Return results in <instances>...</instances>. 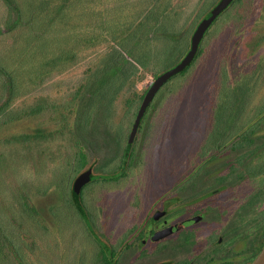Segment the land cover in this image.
<instances>
[{
    "label": "rangeland",
    "instance_id": "obj_1",
    "mask_svg": "<svg viewBox=\"0 0 264 264\" xmlns=\"http://www.w3.org/2000/svg\"><path fill=\"white\" fill-rule=\"evenodd\" d=\"M218 1L165 0L177 44L155 35L158 25L155 34H138L137 40L149 38L148 69L139 66L123 89L113 92L111 115H93L88 124L76 123L83 118L76 91L88 83L91 68L113 51V36L128 32L130 23L139 19L133 18L160 6L161 0H88L85 7L92 11L91 21L82 31L93 38L73 44L79 46L66 65L48 68L51 72L26 86L21 84L19 59L25 28L15 26L6 36L0 35V61L5 58L0 65L4 70V75L0 73V167L8 178L5 203H0V264H96L105 257L96 235L109 246L123 242L130 232L123 229L139 225L154 209L157 194L169 187L173 157L179 156L183 164L198 160L194 153L209 146L207 136L222 125L221 117L228 115L234 102L226 88L255 80L264 66V42L256 43L254 38L264 36V0H238L221 13L199 47L205 52L195 71L173 77L153 99L144 128L133 138L135 150L128 167L122 164L121 150L145 92L190 51L197 26ZM115 3L121 7L118 11L113 9ZM75 13L63 17L67 20ZM13 18L9 5L6 8L0 0L4 32ZM52 37H47L49 53ZM5 43L12 48L2 54ZM127 47L140 53L145 44L133 41ZM258 79L262 86L248 94L246 111H254L264 100V76ZM242 95L238 89L237 96ZM241 116L238 123L245 118ZM115 136L119 147L111 152L107 142ZM91 164L96 178L81 197L87 211L84 218L76 212L70 190Z\"/></svg>",
    "mask_w": 264,
    "mask_h": 264
},
{
    "label": "flooded vegetation",
    "instance_id": "obj_2",
    "mask_svg": "<svg viewBox=\"0 0 264 264\" xmlns=\"http://www.w3.org/2000/svg\"><path fill=\"white\" fill-rule=\"evenodd\" d=\"M220 1L213 5L211 10ZM254 38L256 43L264 42L262 35L256 34ZM260 45L256 44L255 47ZM147 111L139 124L140 130L146 124L144 120ZM241 117L239 114H228L220 119L219 115V122H222V125H218L220 130H212L207 136L209 146L194 153L198 156L196 162H194L196 158H193V162L188 160L183 164L179 156L173 157L171 183L157 194L154 209L139 225L123 229L130 230L123 242L110 244L112 258L108 257L99 243L105 257L97 260L96 264H252L254 262L264 247V174L262 173L261 188L259 178L255 180L249 176L243 178L242 174L244 169L264 170V113L254 118L255 121L262 120L261 129L247 132L240 129L233 132L232 128L237 125L231 123L237 122L242 119ZM143 122L144 125H141ZM131 132L132 130L121 150L122 164L127 167L135 150V145L132 144L136 142L135 139L130 138ZM112 140L107 144L111 152H116L119 147L118 140L116 136ZM95 155H98V152ZM94 166L95 164H91L83 171L91 170L92 177L83 187L80 201L85 187L95 181ZM117 178L111 177V179ZM73 184L70 197L76 209ZM76 212L79 214L77 209ZM85 214L84 218H87L86 210Z\"/></svg>",
    "mask_w": 264,
    "mask_h": 264
},
{
    "label": "trees",
    "instance_id": "obj_3",
    "mask_svg": "<svg viewBox=\"0 0 264 264\" xmlns=\"http://www.w3.org/2000/svg\"><path fill=\"white\" fill-rule=\"evenodd\" d=\"M2 1L6 8L9 5L10 9L14 12L15 18H13L12 22H10L7 26L6 32H4L2 28H0V35L6 36V33H9V31L12 30L15 26H21L25 28V32L22 36V48L19 51V56H21V58L19 59L22 66L20 71V75L22 77L21 84L23 83V86H26L27 84H30L34 79L51 72L50 70H48V68L54 69V67L66 65L69 59L71 60L74 57L73 54L79 44L75 47L71 46L73 44L76 45V43H79L80 41H89L93 38V36H88L86 32L82 31V28L86 27L88 19H90L91 21L92 11L89 13L87 8L85 7V3H87L88 0ZM117 5L118 4L115 3L114 6ZM113 9L118 11V9H121V7L117 6ZM72 11L76 12L77 15H75V13L73 16L67 17V20L66 18L64 19L63 15L65 13L68 14ZM168 12V3H166L165 0H161L160 6H155V9H150L146 13H140L135 18H133V20L135 21L139 17L137 23L132 22L127 27L128 32L123 30L121 32L123 35L113 36L112 40L113 42H116V44L113 46V51L103 57L100 60V63L95 64V66L91 68V75L88 83H85L83 87H80L78 91H76V94L74 96H79L81 101L78 112L80 116H83V118L79 121H76L78 125L79 123L83 122L88 124L90 121V117L93 115H111L113 103L115 100V93L113 92L122 90L128 80L133 75H135V72L136 70H138L139 66L144 69H148L149 62L151 61V53L148 46L149 38L146 39V36H144L145 39H142V36L137 40L136 37L138 36V34L150 35L152 34V32H154L156 25H158L155 29L156 34L155 32L154 34L157 36L159 34L162 37L161 39L170 41L173 44H177L178 41L175 38L177 34H175V31L173 30L174 22H171L170 19L166 18ZM163 18H165V20L162 23L161 20ZM54 32L55 34H53ZM50 35L53 36V42L50 43L53 48L49 53V51L47 50V37ZM58 38H60L61 41L57 42ZM62 38L65 39L64 44H62ZM133 41H135L136 44L138 43V46L140 44H145V48H142L144 51L142 52L141 49V52L137 53L134 49H129L127 47V44ZM11 48L12 45L9 46V44L5 43V46L3 47V50L5 52H2V54H5L7 51H9L10 53ZM60 49H63V51H65V54L64 52L60 53ZM146 50H148V52H146ZM184 52L185 51H182L177 60L180 59L182 55H184ZM204 52V48H199L192 61L182 71L178 72L173 77L186 76L189 74L191 75V73H193L197 68L195 66L197 64V60L203 57ZM4 62L5 58L4 56H2L0 65H3ZM0 73L4 75V70L2 68H0ZM258 76H264V66H262L261 70H258L255 80H252L251 78L246 79L243 83H241L239 86H236L235 88H226L227 90L231 91L233 96L229 99L234 101L231 105L230 110L228 111V114H241L243 116L245 115V118L239 123L234 122V124H236L237 126L232 128L233 132L240 129L243 132L261 129L260 125L262 123V120L255 121L254 118L255 116L264 113V100H262L260 105L254 111H246L248 105L246 101L251 95L250 93L253 92L254 88L262 86V84L258 82ZM21 84L18 85L20 86ZM255 84H257L256 87ZM15 89L17 88L13 86V90ZM238 89H240V91L243 93L242 97L237 96ZM248 94L250 95L248 96ZM40 107L38 108L40 109ZM231 124L233 125V123ZM84 129L85 128H83V130ZM91 130L93 131L94 129ZM217 130H220L219 127H216L214 131ZM106 137L108 136L105 135V138ZM82 138L84 141H86L84 136H82ZM3 171L4 170L0 167L1 206L5 203V192L3 191V189L4 186L7 185L6 180L8 179H5L6 176L3 174ZM262 173L264 174L263 169H244L242 177L245 178L249 176L250 178L253 177L254 180L256 178H259V187L261 188L260 183ZM74 202L76 203L75 206L79 214L82 217H85L86 214L81 201L79 199H75ZM24 207L28 208L26 204H24ZM32 212V210H29L30 215L32 214ZM21 215L25 216L24 213H22Z\"/></svg>",
    "mask_w": 264,
    "mask_h": 264
},
{
    "label": "water",
    "instance_id": "obj_4",
    "mask_svg": "<svg viewBox=\"0 0 264 264\" xmlns=\"http://www.w3.org/2000/svg\"><path fill=\"white\" fill-rule=\"evenodd\" d=\"M234 0H221L212 10L211 12L204 16L200 21L199 25L197 26L192 40H191V49L185 55L184 58L181 59L175 66L168 69L164 73L158 75L151 86L148 88L146 94L143 97L142 103L137 113V117L135 119L131 136L130 138L133 139L138 131L139 124L144 117L147 108L152 103L154 97L156 96L157 92L166 84L175 74L182 71L194 58L195 54L197 53L206 33L208 32L210 26L219 16V14L225 10ZM92 172L91 170L83 172L78 176L76 181L73 184V197L74 199H79L83 187L91 180ZM197 220V219H196ZM94 233V232H93ZM95 234V233H94ZM98 241L106 251L108 257L112 258V252L108 244L103 242L97 235ZM252 264H264V247L259 252L258 256L254 260Z\"/></svg>",
    "mask_w": 264,
    "mask_h": 264
}]
</instances>
